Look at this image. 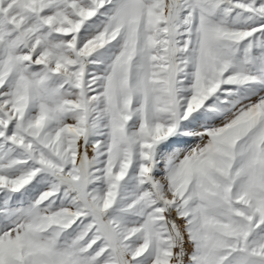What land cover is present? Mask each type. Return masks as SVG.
Wrapping results in <instances>:
<instances>
[{"label": "snow or ice", "instance_id": "snow-or-ice-1", "mask_svg": "<svg viewBox=\"0 0 264 264\" xmlns=\"http://www.w3.org/2000/svg\"><path fill=\"white\" fill-rule=\"evenodd\" d=\"M0 264H264V0H0Z\"/></svg>", "mask_w": 264, "mask_h": 264}]
</instances>
